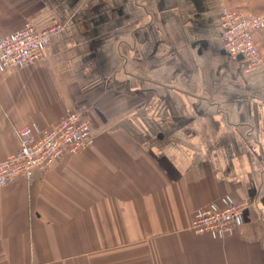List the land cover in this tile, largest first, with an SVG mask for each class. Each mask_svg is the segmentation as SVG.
Segmentation results:
<instances>
[{
  "label": "crops",
  "instance_id": "1",
  "mask_svg": "<svg viewBox=\"0 0 264 264\" xmlns=\"http://www.w3.org/2000/svg\"><path fill=\"white\" fill-rule=\"evenodd\" d=\"M225 8L264 0H0V40L64 26L40 61L0 67V162L68 111L95 138L0 189V264H264V67L228 55ZM245 202L231 232L191 229Z\"/></svg>",
  "mask_w": 264,
  "mask_h": 264
},
{
  "label": "built area",
  "instance_id": "2",
  "mask_svg": "<svg viewBox=\"0 0 264 264\" xmlns=\"http://www.w3.org/2000/svg\"><path fill=\"white\" fill-rule=\"evenodd\" d=\"M222 42L228 55L235 61H243L249 69L264 67L255 35L264 30V12L245 14L235 9H222L220 13ZM64 26L39 29L26 25L20 32L0 40V67L7 71L30 66L45 56L51 39ZM19 150L0 162V189L19 178L31 180L36 172L44 171L63 154L76 155L92 147L94 132L87 119V110L68 111L52 130L34 134L30 127L17 130ZM249 203L226 204L224 208H207L197 213L192 230L205 233L227 234L234 229Z\"/></svg>",
  "mask_w": 264,
  "mask_h": 264
}]
</instances>
